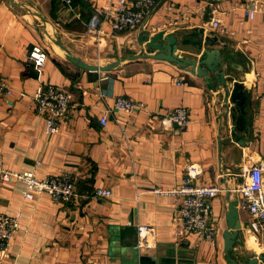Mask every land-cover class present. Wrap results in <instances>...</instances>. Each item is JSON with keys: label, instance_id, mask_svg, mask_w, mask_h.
<instances>
[{"label": "crops", "instance_id": "crops-1", "mask_svg": "<svg viewBox=\"0 0 264 264\" xmlns=\"http://www.w3.org/2000/svg\"><path fill=\"white\" fill-rule=\"evenodd\" d=\"M112 1L0 0V78L9 81L14 101L8 107L0 98L2 164L36 169L38 177L69 173L78 193L68 204L53 202L45 192L25 199L21 181H0V212H22L8 252H0V264H231L223 230L228 201L234 198L241 241L231 255L243 262L264 254V232L257 238L251 234L250 215L234 191L243 181V168L252 164L262 165L264 180V0H156L145 30L115 32L104 21L98 32H88L96 9ZM251 3L258 9L250 18L246 7ZM217 14L222 22L214 31L207 23ZM49 28L62 36L51 38L48 47L42 36L51 35ZM196 28L203 33L185 38L192 43L209 37L204 47L220 50L224 86L214 81L216 88H208L203 77L165 59L130 58L144 51L141 32L158 31L176 35L178 54L199 56L202 49L180 43ZM36 42L48 50L39 71L27 56ZM67 53L88 64L120 63L87 70L68 60ZM235 81L248 96L244 130L236 125V106L227 114L223 104ZM46 83L72 96L54 134L45 133L34 100ZM117 96L144 108L116 111ZM177 106L188 108L187 126L162 128L160 117ZM189 163L201 169L197 184L224 188L210 199V219L217 228L212 241L195 233L176 236V196L153 192L171 190ZM95 188H109L111 196L95 197ZM137 224L155 228L150 246L136 247Z\"/></svg>", "mask_w": 264, "mask_h": 264}, {"label": "built area", "instance_id": "built-area-1", "mask_svg": "<svg viewBox=\"0 0 264 264\" xmlns=\"http://www.w3.org/2000/svg\"><path fill=\"white\" fill-rule=\"evenodd\" d=\"M69 1V0H67ZM156 0H114L105 6H100L90 19L88 32H98V24L107 21L112 31L145 30L149 18L156 6ZM257 4L251 3L246 7V15L252 17L258 9ZM220 16L213 15L207 25L210 29L217 31L221 26ZM28 61L38 71L42 69L48 57L47 48L39 43H33L27 53ZM12 88L9 81L0 78V98H3L8 107L13 106L11 98ZM71 93L62 86L46 83L36 92L34 100L36 110L44 116L45 133H57L61 122L66 117L71 103ZM223 104H227L226 113H230L233 103L230 97L226 100L223 96ZM144 104L129 97L117 96L113 109L125 113H132L142 108ZM190 119V112L185 106H177L168 110L159 119L162 128L176 125L185 128ZM102 125L106 124V115L100 118ZM261 164H252L243 168L241 175L243 181L234 191L242 200L250 215L249 229L254 238L264 232V180ZM201 169L196 163H189L184 168L178 184L171 190L164 191L154 188L153 192L169 193L176 196L178 218L176 219L175 235L182 237L188 233H195L206 240L212 241L216 235L217 228L210 219V199L216 196L224 188L218 184L199 185L196 178ZM21 181L24 184L23 197L33 199L36 195L45 192L53 202L68 204L77 197L76 182L69 173L55 176L38 177L36 169L29 171L11 170L2 164L0 158V181ZM229 191H232L231 189ZM93 195L98 198L111 196L109 188H95ZM22 212L14 214L0 212V252L6 253L10 247V241L20 227ZM137 248L150 246L148 238L154 235L155 228L149 224H137Z\"/></svg>", "mask_w": 264, "mask_h": 264}, {"label": "water", "instance_id": "water-1", "mask_svg": "<svg viewBox=\"0 0 264 264\" xmlns=\"http://www.w3.org/2000/svg\"><path fill=\"white\" fill-rule=\"evenodd\" d=\"M203 28H196L190 34L184 36L181 40V44H189L190 41L185 37L198 36L199 33H203ZM209 37L203 39L198 38L194 42L190 43L197 49H202V53L199 56L186 57L184 55L178 54L176 51L179 47V42L176 35L170 33L165 34L163 31H158L157 33L149 36L144 33H140L138 36L139 44H145L143 52H139L136 55L130 56V58L148 56L152 58L165 59L169 62H175L179 66L186 68L192 74L203 77L207 87L215 89L213 86L214 81H218L219 85L224 86L226 79L224 78V71L219 69L221 62L220 50L216 48L209 49L204 47V44L208 42ZM67 58L75 65L82 67L87 70H107L120 63V60L108 65H95L88 64L82 60L72 56L67 53ZM230 97V101L236 106L240 114L237 116L236 125L241 130L245 129L246 120L244 118L245 114V103L247 101V93L241 82L235 81L230 90H227L224 94V99ZM230 192V191H229ZM230 195V193H228ZM238 200L230 199L228 201V208L225 215L226 228L223 230L224 237V251L227 258L231 264H264V254H253L249 258L243 260L235 258L231 255L234 245L241 241L239 237V229L241 223L238 219ZM175 251H173L171 257L174 259Z\"/></svg>", "mask_w": 264, "mask_h": 264}, {"label": "rangeland", "instance_id": "rangeland-1", "mask_svg": "<svg viewBox=\"0 0 264 264\" xmlns=\"http://www.w3.org/2000/svg\"><path fill=\"white\" fill-rule=\"evenodd\" d=\"M49 31L51 32V35H49L48 37L47 36H42L43 38H45L44 39V41L42 42L43 44H45V45H47L48 47L50 46V43L52 44L53 42H52V40H51V38H53V37H57L59 40L61 39V37L60 36H62L61 35V33H58L57 31H55L54 33H53V30H51L50 28H49ZM58 33V36L60 37H58L56 34ZM56 35V36H55ZM52 36V37H51Z\"/></svg>", "mask_w": 264, "mask_h": 264}]
</instances>
